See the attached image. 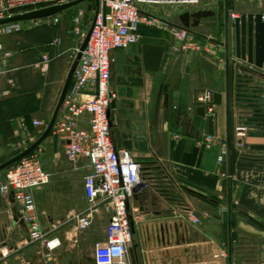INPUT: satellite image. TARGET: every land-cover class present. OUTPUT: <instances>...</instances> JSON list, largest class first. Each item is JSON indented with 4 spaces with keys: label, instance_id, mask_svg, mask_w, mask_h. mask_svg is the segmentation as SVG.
I'll list each match as a JSON object with an SVG mask.
<instances>
[{
    "label": "crops",
    "instance_id": "0c3cea01",
    "mask_svg": "<svg viewBox=\"0 0 264 264\" xmlns=\"http://www.w3.org/2000/svg\"><path fill=\"white\" fill-rule=\"evenodd\" d=\"M199 11L215 14L191 29L205 48L199 54L177 52L169 29L145 24L140 26L136 45L112 53L110 87L118 95L111 110L113 142L133 154L151 183L132 202L141 210L133 235V247L139 246L136 264H230L231 246V264H264L262 241L242 232L264 235V78L252 72L264 74V49L260 66L256 51L254 64H249L248 50L238 42L231 17L262 16L264 40V0H202L199 6H182L163 21L182 27L183 14ZM70 35L74 41L87 37L82 30L80 35ZM41 65L32 73L46 85L51 69ZM14 72L11 77L16 80ZM22 78L18 74L20 85ZM10 90L7 78L1 79L0 107L19 96L16 92L9 97ZM62 90L57 96L53 91L48 101L45 86L37 85L25 93L30 99L24 103L31 100V107L25 104L24 110L18 107L11 115L0 110V165L40 139ZM207 92H221L223 99L215 108L212 145L206 141L208 119L198 115L196 105ZM240 127L246 128L243 136H239ZM81 128L89 125L82 123ZM225 144L227 154H223ZM40 148L51 180L34 196L43 231L56 248L48 258L44 244L31 243L13 193H0V264H97L95 251L107 244L111 212L99 206L92 226L78 231L76 217L89 209L84 187L89 161L83 157L70 161L63 143L52 134ZM4 180L5 171H1L0 181ZM187 210L197 217L219 214L220 225L226 227V243L215 241L201 225L194 226L186 218ZM128 259L135 264L130 255Z\"/></svg>",
    "mask_w": 264,
    "mask_h": 264
},
{
    "label": "built area",
    "instance_id": "2783aa9c",
    "mask_svg": "<svg viewBox=\"0 0 264 264\" xmlns=\"http://www.w3.org/2000/svg\"><path fill=\"white\" fill-rule=\"evenodd\" d=\"M71 0H0V22L17 16L62 6ZM200 0H100V8L95 14V24L89 43L82 54L75 71L71 87L64 102V113L58 118L52 136L61 141L67 158L76 161L86 158L90 172L85 176L84 187L89 209L76 217L78 231H85L92 226L93 215L99 206L105 205L111 212V220L107 230V244L97 247L95 258L97 264H130L129 251L133 247V234L130 216L136 223L141 217L138 206L132 205L134 197L151 183L142 174L140 163L126 149L115 146L111 129L112 105L118 95L110 87L111 66L114 62L112 53L115 50L127 49L139 42V29L142 24L157 26L162 30L169 29L175 42L177 52L196 55L205 48L195 35L181 27L170 25L155 17L145 9L152 6L180 5L197 6ZM83 15L73 19L75 29L72 33L81 34L79 26ZM235 21L239 17L232 15ZM62 14L22 23H11L0 26V81L7 78L11 88L16 80L11 77L15 71L12 59L17 55L9 50L1 40L22 30V24L58 25ZM55 41L51 46L60 47ZM78 54V52H77ZM77 54L74 57L76 59ZM52 61L49 54L42 55V64ZM213 95L207 92L198 100L206 105V115L216 119V107L207 103ZM82 123L89 125L81 128ZM41 126L40 122H35ZM239 136L246 133L245 127L238 129ZM215 135L207 137L212 145ZM226 144L223 154H227ZM42 150L39 147L30 156L22 159L5 170V180L0 181V193H13L21 207L22 218L28 225L30 242L44 244L48 249V258H52L54 243L48 242V235L43 231L39 219L35 192L48 185L51 175L41 162ZM188 211V210H187ZM187 219L194 225L201 224L200 218L189 212Z\"/></svg>",
    "mask_w": 264,
    "mask_h": 264
},
{
    "label": "rangeland",
    "instance_id": "374dc122",
    "mask_svg": "<svg viewBox=\"0 0 264 264\" xmlns=\"http://www.w3.org/2000/svg\"><path fill=\"white\" fill-rule=\"evenodd\" d=\"M71 1L73 2L76 0ZM201 1L202 0H200L199 5H201ZM181 7L182 6L180 5H161L147 7L145 10L161 20H168L171 19L173 15H176L177 10ZM96 12V3L93 0H90L63 14L62 22L58 25H38L25 23L22 24V30L20 32L1 39L9 50L17 54L12 59L11 63L12 68L15 70L14 73L17 75V81L16 86L10 90L11 94L9 97H12L14 94H16V92L19 94V96H17L16 100H11L2 104L0 110H7L11 115L13 110H18V107L23 108L22 110H24L25 104L27 107H31V100H29L28 103H24V101L30 99L25 93L31 91L34 86L37 85L42 87L45 86V94L48 101L51 99V96H53V91L56 93V96L59 95L64 86L66 76L75 61V58H72V56H74L75 53L77 54L84 42V38H81L79 41H74L72 40L73 38L70 37V34H72L71 32L73 30L71 20L74 16L83 15L81 30L82 36L86 37L90 31ZM55 41L61 42L59 49H55L53 46H51ZM71 49L72 51H69ZM47 52L50 53L52 61L48 65H41L42 55ZM40 65L41 67L50 66V82L56 80L58 81V84L56 83L55 85H52L50 82H48V84L46 83L45 85V81L43 79L40 80L35 78L32 71L34 68L37 66L39 67ZM18 74L23 76L21 79L22 85H20ZM17 101L19 102L17 103ZM3 113L5 114V112ZM52 115L53 113H49L48 122L51 120ZM197 215L201 221V228L208 230L209 234L212 238H214L215 241L221 240L222 243L225 244L227 241V232H225V225H220V215L214 212L211 213L210 216H202L201 214ZM226 252L228 253V251ZM227 253L223 254L225 255Z\"/></svg>",
    "mask_w": 264,
    "mask_h": 264
},
{
    "label": "water",
    "instance_id": "95a60500",
    "mask_svg": "<svg viewBox=\"0 0 264 264\" xmlns=\"http://www.w3.org/2000/svg\"><path fill=\"white\" fill-rule=\"evenodd\" d=\"M86 1H89V0H76V1L70 2L66 5L51 7V8L43 9L40 11L28 13L25 15L17 16V17L11 18V19L1 21L0 26L6 25V24H11V23H22V22H29V21L42 20V19L50 18V17L56 16L58 14H61L67 10L73 9V8L83 4ZM94 1L97 4V11H98L100 8V0H94ZM214 15L215 14L211 11H199L196 13L186 12L185 14H183L180 17V22L182 25L181 28H184V29L189 30L191 32L192 28L199 27V25L203 19L213 17ZM229 16L230 15L228 13V16H227L228 17V19H227L228 25H229ZM262 19H263L262 16H254V15L246 16V15H243V16L239 17L238 19H236L233 23V27L237 31L238 42L242 41L243 48L248 50L247 57H248V62L251 65L254 64V52L255 51H256V56L258 58V64L262 60V54H263V49H264V40H263V32H262V24H261ZM94 24H95V20L92 24V27H91L85 41L83 42L82 46L80 47L78 54L76 56V59H75L73 65L70 69V72H69L68 77L66 79V82L64 84V87H63L57 108L54 112V115H53L46 131L43 133V135L40 137V139L34 145H32L29 149L22 152L18 156L12 158L11 160L5 162L4 164L0 165V172L7 170L8 168L15 165L16 163H18L22 159L30 156L39 147H41L44 144V142L52 134L53 129L57 123L60 111L64 105L66 98H67V95H68L69 89L71 87L75 71L77 70V67L79 65V61L82 58V54L85 51V49L89 43L91 32H92V29L94 28ZM256 38H257V44L255 41ZM226 48L228 50L229 45H226ZM228 62H229V58H228ZM259 66H260V64H259ZM252 72H254L255 75H258V76H261L264 78V74L259 73L258 71H254V70ZM212 94H213L212 101L207 103V105L214 106V107L221 106L223 103L221 92L212 93ZM196 105L198 107L197 108L198 115L203 117V118L208 119L209 135L214 136L215 135V125H216L215 117L206 115V108H205L206 105L201 104L199 102H197ZM229 108L230 107L228 105V110H229ZM228 113H229V111H228ZM227 136H228V139L230 141V131H228ZM129 218H130V223H131L132 234L135 235V233H136L135 222L133 221L132 216H130ZM242 232L244 234H246L247 236L261 240L262 245H264V235L263 234L258 233V232H253V231H247V230H244ZM230 243L232 245V239L230 240ZM138 248H139V246L135 245L129 251V255L133 259L135 264L138 262ZM229 254H230V260L229 261L231 264L232 246L230 247Z\"/></svg>",
    "mask_w": 264,
    "mask_h": 264
},
{
    "label": "trees",
    "instance_id": "16d2710c",
    "mask_svg": "<svg viewBox=\"0 0 264 264\" xmlns=\"http://www.w3.org/2000/svg\"><path fill=\"white\" fill-rule=\"evenodd\" d=\"M252 239V238H251Z\"/></svg>",
    "mask_w": 264,
    "mask_h": 264
}]
</instances>
